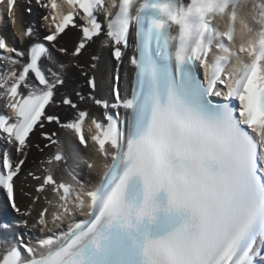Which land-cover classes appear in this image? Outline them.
<instances>
[{
    "label": "snow or ice",
    "instance_id": "obj_1",
    "mask_svg": "<svg viewBox=\"0 0 264 264\" xmlns=\"http://www.w3.org/2000/svg\"><path fill=\"white\" fill-rule=\"evenodd\" d=\"M31 3L0 0V264H264V0Z\"/></svg>",
    "mask_w": 264,
    "mask_h": 264
},
{
    "label": "bare ground",
    "instance_id": "obj_2",
    "mask_svg": "<svg viewBox=\"0 0 264 264\" xmlns=\"http://www.w3.org/2000/svg\"><path fill=\"white\" fill-rule=\"evenodd\" d=\"M36 10H37V15L36 16H38L39 13H40V11L37 8H36ZM36 10H35V12H36ZM24 18H25V22H27L28 21V17L25 14H24ZM9 37H10V35H9ZM12 41L14 42V44H18L15 39H12ZM109 68H110L111 75L114 77L115 74H116V68L114 66V61H112V63L109 62ZM121 70H122V73H121V83H123L124 78H125V75H126V72H127V66L125 65L124 67L121 68ZM73 79H75V82H77V83L80 82V80L78 78H76V77L73 78ZM61 135H63V134H61ZM34 152H35L34 149H32L31 150V153L33 154ZM21 202L24 203L23 200H21ZM1 209H3V205H2V201L0 200V211H1ZM5 211L8 214V216L10 217V214L7 212V210H5Z\"/></svg>",
    "mask_w": 264,
    "mask_h": 264
},
{
    "label": "rangeland",
    "instance_id": "obj_3",
    "mask_svg": "<svg viewBox=\"0 0 264 264\" xmlns=\"http://www.w3.org/2000/svg\"><path fill=\"white\" fill-rule=\"evenodd\" d=\"M104 55H105V59H106V60H109V62L112 63V60L110 59L109 54H108L107 51H105ZM79 80H80V79H79ZM79 85L83 86V81H82V80H80ZM121 87H124V83H121ZM61 134H63V133H61ZM37 138H38V137H35L34 140H37ZM34 149H35V148H34ZM0 200L2 201V205H3L4 210H7V212H8V209H7V207H6L5 202L3 201V196H2L1 193H0ZM8 213H9V212H8Z\"/></svg>",
    "mask_w": 264,
    "mask_h": 264
}]
</instances>
